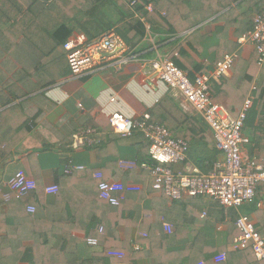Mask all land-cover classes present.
Returning <instances> with one entry per match:
<instances>
[{"label":"crops","instance_id":"obj_1","mask_svg":"<svg viewBox=\"0 0 264 264\" xmlns=\"http://www.w3.org/2000/svg\"><path fill=\"white\" fill-rule=\"evenodd\" d=\"M128 1L0 0V40L7 39V31H1V29L6 28L7 15L5 16V12L8 6H11L15 17L11 22H17L14 36L21 41L20 43L30 38L27 40L26 48L33 53L37 49H43L44 54L52 50L56 51L61 48L63 41L67 42L78 35H84L88 41H93L109 31H116L123 40L127 37L132 45H136L130 48L124 40L128 47L125 55H115L112 58L106 56L95 71L79 77L73 76L70 70L64 67L56 74L61 76L55 83L8 106L20 105L31 130L13 149L14 157L11 162L6 168L0 169V264H31L34 259L35 240L40 239L41 234H45L41 241L42 244L52 242L56 248H60L64 237L56 233L62 231H71L73 238L77 239L72 243L73 250L77 252V260H80L82 264H94L95 256L102 253L103 246L99 243L97 246L89 245L86 233L76 231V226L71 221V218L87 215L83 194L87 184L74 178L92 177L95 179V173H102L105 180L132 182H126L122 178L130 177L128 167L133 164L136 155L143 154L148 143L139 131L129 138L115 133L110 125L111 114L120 113L140 122H143L145 116L149 115L151 123L165 129L164 123L172 115L175 119H181L180 112L197 123L204 122L196 112L186 113L182 109L179 100L172 95L171 90L158 79L151 68V62L159 55L169 57L175 51L177 48V44H174L175 40L185 38L199 27L185 28L186 31L179 36L163 40L161 37L151 35L150 26L146 24L148 34L142 43H137L138 37L135 29L130 25L136 18H140L142 22H145V19L134 12V2L130 5ZM192 1L197 5V0H191V4L187 3L186 6L191 5L190 8H193ZM130 10L134 13L133 16H129ZM219 15L203 24L206 26L199 35L204 39L203 43H199L200 38H198L201 52L210 54L213 58L218 53L222 55V59L227 53L237 52L240 58L236 66L249 63L251 73L255 75L253 88L259 87L264 82V73L257 69L259 66L258 53L255 46L252 43L240 45L239 41L245 34L237 36L236 30L231 29L224 37L234 46L228 50L219 47L217 33L224 24L210 23ZM25 20L27 21L25 30L28 31L22 32L20 24ZM60 27H63V30L56 38L55 34L57 35ZM68 32H70L69 35ZM16 50L18 51V48ZM6 55L5 50L0 48V66L2 61L4 63ZM204 64L208 65V73L215 68L212 61L199 60L192 74L195 75L198 70H202ZM233 75L232 71L228 77L232 78ZM222 82L220 80L215 85L213 84L211 89L214 90ZM211 97L218 105L222 107L225 105L226 110L233 105L222 95L214 97L211 93ZM164 99L167 100L165 106L155 111L157 104ZM253 104L255 113L249 119V126L254 131L260 102L255 101ZM22 113L18 119L23 117ZM154 119L157 122H154ZM202 130H206V134L214 144L212 148L216 149L212 132L205 127H202ZM193 131L195 132V129ZM78 134H84L85 145L81 147L75 146V136ZM244 135L250 140V144L242 147L244 158L259 160L263 165L264 155L261 152L264 151V146L260 150L250 137V133L246 132ZM201 149L207 151L204 147ZM218 158H220L219 152L217 153ZM197 161L188 153L186 162L172 166L171 169L181 172L185 171V168L193 167L207 173L208 168L200 169ZM70 165H81L86 170H73L71 173H66V168H70ZM19 169L26 170L36 181L37 191H42L41 197L31 195L24 199L9 189L7 182ZM141 172L140 167L137 174L140 175ZM87 173H92L91 177H87ZM132 183L141 184L143 186L141 191H144L143 183ZM52 184H58L60 188L57 195H49L45 192V188ZM162 196L159 192L149 193L142 200L147 210L141 220L133 219L136 225L124 223L117 227L122 243L118 244L120 249L111 251L123 253L131 249L138 257L135 260H129L130 264H159L161 261L160 257L151 250L149 243L145 242L144 239L147 236L144 230L149 229L148 223H153L158 215L156 209L152 208V201L163 199L164 202L165 198ZM58 197L72 203L74 208L51 207L50 205ZM21 199H24V203L26 202L24 206ZM166 202L167 208L159 209L160 212L167 210L166 215L160 216V221L163 223V228L164 223H168L173 229L176 221H181L182 236L175 244L179 249L189 247L194 241L195 234H205L203 235L205 244L218 252L214 258L225 253L227 260L224 263L227 264H260L254 259L252 250L233 249L232 244L235 238L231 239L229 236L232 221L228 217H222L218 204L212 199L185 197L180 201H171L168 198ZM198 204L203 205L205 209H197ZM29 206L36 207L35 214L28 213ZM130 211L127 207L122 209L123 221L127 222L132 219ZM240 212L253 220L264 237V198H255L253 202L245 204ZM34 215L37 216V220ZM91 220L97 230L99 227L104 229L100 214H94ZM107 245L112 247L113 242L110 241ZM135 245H142V250L136 251ZM214 258L212 260L214 264H222L215 263ZM97 260L101 261L100 264H125L124 258L111 256L109 253L107 257L97 258Z\"/></svg>","mask_w":264,"mask_h":264},{"label":"trees","instance_id":"obj_2","mask_svg":"<svg viewBox=\"0 0 264 264\" xmlns=\"http://www.w3.org/2000/svg\"><path fill=\"white\" fill-rule=\"evenodd\" d=\"M190 1L191 0H129L128 3L131 5L134 2V12L138 14L139 17L145 19V22H142L140 18H136L130 25V27L135 29V33L138 37L137 43H142L148 34L146 24L150 26L149 33L151 35L161 37L163 40L179 36L183 31H186L185 28L191 29L199 27L185 38L175 40L174 44H177V48L169 55L171 61H173L190 78L192 77V79H194L196 75L207 74L209 70L208 65L204 64L203 69L198 70L197 74L193 75L192 73L195 71L194 67L199 60H205L206 62H208V60L212 61L215 66L222 60L221 54L217 53L213 58L210 54H204L201 52L199 43H203L204 39L199 35L206 26L203 24L212 17L220 14L217 19L210 23L216 22L224 24L223 28L217 33L218 45L219 47L221 46L223 50L232 49L234 44L225 39L224 35L231 29L236 30L237 36L244 34L249 35L253 32V17L254 15L264 14V0H197V5L192 1L193 8H190L191 5L186 6L187 3L191 4ZM149 6L153 8L152 12L148 10ZM125 9L127 10V8ZM11 10V6H8L5 12V16L7 15L6 28L1 29V31H7V39L0 40V48L4 49L5 53H7L4 63L2 61L0 66V169L6 168L11 162L14 157L13 149L29 134L31 130L29 121L23 115L20 105L15 104L10 107L8 106L15 103L17 100H21L22 98L55 83L57 78L61 76L56 74L64 67H67L69 70L67 52L64 48L66 40L60 45L61 48L56 51L52 50L51 52L44 54L43 49H37L35 53L30 52L26 48L27 40L30 38L22 40L23 43H20L21 41L14 36L17 22H11L15 19L14 12ZM133 15L134 13L130 10L129 16ZM26 23L27 21L25 20L24 23L20 24L23 30L22 32L28 31L25 30ZM17 26H19V24H17ZM62 30L63 27H60L57 35L55 34L56 38ZM69 34L70 32H68V35ZM198 38H200L199 43ZM124 40L130 48L136 46L132 45L127 37H124ZM17 48L18 51L16 50ZM258 65L260 71L264 73V63L260 64L258 60ZM235 66L232 69L234 73L232 78L223 77L221 79L223 82L220 86H216L214 90L210 88V98L212 100V93L214 97L222 95L223 97H226L227 100H230L233 105L230 108L227 107L229 108L227 111L233 116H238L242 111L246 100L250 97L253 96L254 103L255 101H259L260 107L257 111L258 113L256 112L257 116L255 120L256 130L253 131L249 126V119L251 115L255 113L252 107L248 113L244 133H250V137L253 139V142H255V145L262 150V146H264V82L254 89L255 75L254 73H251L250 64L244 63L240 66ZM215 83L217 82H214L213 84L215 85ZM166 101L167 100L164 99L159 102L155 111L163 108ZM212 102L218 104L215 99L212 100ZM20 113H22L23 117L18 119ZM180 115V120L175 119L174 115L168 118V120L165 121L166 123H164L166 129L169 130L174 139H182L186 141L189 145L190 155L198 160V167H201L200 169L208 168L207 171L209 172V169L217 159L218 153L216 149L212 148L214 147V144L206 134V130H202V127H205L206 129L208 128L209 130L210 128L204 122L197 123L191 117L186 116L182 112H180ZM154 122L157 121L154 119ZM193 129H195V132ZM141 147L143 150L144 145ZM149 147L150 145L147 143L143 154L139 153L136 155L135 161H133V164L128 167L130 177L122 178L126 182H141L145 185V189L141 192L127 193L125 202L121 203V207H114L100 198L98 188L99 180L92 178V173H87L88 176L86 175L91 178H74L87 184L83 191L87 207L85 214L87 215L80 218H71V221L76 226V231L86 233L88 238L96 239L99 245L101 244L103 246L102 253L96 254L94 264H100L101 261L97 260V258L101 259L107 257L112 249H120L118 244H121L122 242L120 241L117 232L118 225L124 223L126 225L128 223L130 225H136L133 219L141 220L143 214L147 210L142 200H144L149 193L156 192L153 189L154 178L150 171L142 170L140 175L137 174L138 169L143 163H153L150 157ZM201 147H211L213 150L207 149V151H203ZM261 153L264 155V151ZM202 154H205V156ZM41 194L42 191L35 190L34 192L23 196V198L25 199L31 195H34V197H41ZM161 194L164 196L162 197L165 198L164 202L163 199H154L152 201V208H155L156 213L158 214L157 218L153 223H148V225H150L149 229L144 230L147 236L144 240L149 243L151 250L160 257L161 261L159 264H196L200 261H203L204 264H214L212 260L218 252L214 251V248L212 249V247L210 248L205 244V236H203L205 234H195L194 241L189 247L187 246L179 249L175 244L182 236L181 221H176L171 234H166L164 232L160 216L166 215L167 210H165V212H160L159 209L163 207L167 208L166 201L168 200V197L164 193ZM255 198H264L263 183L258 185ZM24 199H21L23 206L26 204V202L24 203ZM214 202L218 204V209L220 210L222 217H228L232 221L230 224L229 235L231 239L239 236L241 233L237 225L239 213L234 209L223 207L219 202ZM50 206L55 208L67 206L74 208L72 203H68L62 197L56 198L54 203ZM125 207L131 210L132 217V219L127 222L123 221L121 218L122 209ZM170 213L172 212L170 211ZM94 214H100V217L103 220L104 231L102 233H98L96 225L93 224L91 220ZM34 218L36 220L38 219L35 215ZM56 234H60L64 237L60 248H56L52 242L42 244L41 241L45 234H41L40 239L35 240L36 244L33 247L34 259L31 264H82L80 260H77L76 250H73L72 243L77 239L73 238L71 231H62ZM60 235H58V237ZM110 241L113 242L112 247H108L107 245ZM123 254V262L125 264H130L129 260H135L138 257L135 256L136 253L132 252L131 249L127 252L124 251ZM253 256L254 259L259 262L254 253Z\"/></svg>","mask_w":264,"mask_h":264},{"label":"built area","instance_id":"obj_3","mask_svg":"<svg viewBox=\"0 0 264 264\" xmlns=\"http://www.w3.org/2000/svg\"><path fill=\"white\" fill-rule=\"evenodd\" d=\"M152 11V7H148ZM240 45L252 43L258 53L260 64L264 63V14L254 16V31L240 39ZM64 48L67 52L69 70L73 76H82L95 71L96 67L106 57L125 55L128 47L116 31H109L96 40L88 41L84 35H78L68 40ZM240 56L237 52L227 53L217 63L213 71L196 75L194 80L183 72L168 56L159 55L151 62V68L158 79L171 90L172 95L179 100L186 113L196 112L210 128L216 150L220 153L209 172L203 173L197 168H185V171L175 172L174 165L183 164L187 160L189 145L184 140H176L162 126L151 123L146 115L143 122L134 120L120 113L110 116L113 131L129 138L136 131L143 134L150 145V157L153 163H143L141 170L150 171L154 178L153 189L164 193L171 201L189 198H210L223 207L234 209L239 213L237 225L240 235L233 240L234 250H252L257 260L264 264V237L256 224L247 215L240 212L241 208L255 200L260 183H264L263 165L256 159L244 158L242 147L250 144L244 135L248 113L253 107V96L246 100L238 116L231 115L224 107L213 103L210 98V88L214 82L228 77ZM84 134L75 136V146L85 145ZM73 170L84 171L81 165H70L66 173ZM99 180L100 198L114 207H119L127 193L143 189L141 184L132 182L109 181L101 173H95ZM9 189L17 196L23 197L37 190L36 181L24 169H19L7 182ZM58 184L45 188L49 195H57ZM28 213L35 214L36 207L29 206ZM167 234L173 227L164 223ZM99 233L104 229L99 227ZM89 245L97 246L98 241L88 238ZM142 245H135L136 251L142 250ZM109 255L123 258L122 252L110 251ZM227 255L221 253L214 258L215 263H224ZM200 264H204L200 262Z\"/></svg>","mask_w":264,"mask_h":264},{"label":"rangeland","instance_id":"obj_4","mask_svg":"<svg viewBox=\"0 0 264 264\" xmlns=\"http://www.w3.org/2000/svg\"><path fill=\"white\" fill-rule=\"evenodd\" d=\"M257 69L259 70V67H257ZM256 73V72H255ZM191 80H194V79H192V77L190 78ZM201 117V116H200ZM208 149V150H212V148L211 147H204V149ZM174 166H176V165H174ZM197 209H199V210H202V209H205V207L203 206V205H201V204H198V207H197Z\"/></svg>","mask_w":264,"mask_h":264}]
</instances>
